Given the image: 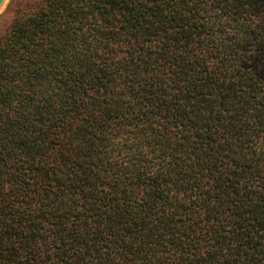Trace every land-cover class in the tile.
I'll return each instance as SVG.
<instances>
[{"label": "trees", "instance_id": "16d2710c", "mask_svg": "<svg viewBox=\"0 0 264 264\" xmlns=\"http://www.w3.org/2000/svg\"><path fill=\"white\" fill-rule=\"evenodd\" d=\"M0 264H264V0L17 9Z\"/></svg>", "mask_w": 264, "mask_h": 264}, {"label": "rangeland", "instance_id": "374dc122", "mask_svg": "<svg viewBox=\"0 0 264 264\" xmlns=\"http://www.w3.org/2000/svg\"><path fill=\"white\" fill-rule=\"evenodd\" d=\"M31 0H8L0 10V34L9 24L17 9H22Z\"/></svg>", "mask_w": 264, "mask_h": 264}, {"label": "water", "instance_id": "95a60500", "mask_svg": "<svg viewBox=\"0 0 264 264\" xmlns=\"http://www.w3.org/2000/svg\"><path fill=\"white\" fill-rule=\"evenodd\" d=\"M8 0H2V3H0V10L1 8L4 6V4L7 2Z\"/></svg>", "mask_w": 264, "mask_h": 264}, {"label": "snow or ice", "instance_id": "6c2138e0", "mask_svg": "<svg viewBox=\"0 0 264 264\" xmlns=\"http://www.w3.org/2000/svg\"><path fill=\"white\" fill-rule=\"evenodd\" d=\"M0 3H2V0H0Z\"/></svg>", "mask_w": 264, "mask_h": 264}]
</instances>
